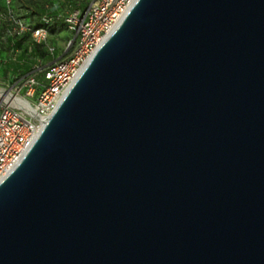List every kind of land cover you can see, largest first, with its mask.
<instances>
[{
    "label": "water",
    "instance_id": "water-1",
    "mask_svg": "<svg viewBox=\"0 0 264 264\" xmlns=\"http://www.w3.org/2000/svg\"><path fill=\"white\" fill-rule=\"evenodd\" d=\"M0 264H264V0H135L0 181Z\"/></svg>",
    "mask_w": 264,
    "mask_h": 264
},
{
    "label": "built area",
    "instance_id": "built-area-1",
    "mask_svg": "<svg viewBox=\"0 0 264 264\" xmlns=\"http://www.w3.org/2000/svg\"><path fill=\"white\" fill-rule=\"evenodd\" d=\"M134 2L91 0L84 15L80 17L74 12L66 19L75 37L65 56L43 67L37 66L29 74L0 87V181L28 151L42 127L41 119L46 121L53 113L81 70ZM7 22V34L17 37L27 34L35 44L41 45L46 43V27L52 23V18L44 15L40 19L41 26L34 27L8 13ZM47 50L54 51L51 47ZM38 75L43 82L38 81Z\"/></svg>",
    "mask_w": 264,
    "mask_h": 264
},
{
    "label": "trees",
    "instance_id": "trees-1",
    "mask_svg": "<svg viewBox=\"0 0 264 264\" xmlns=\"http://www.w3.org/2000/svg\"><path fill=\"white\" fill-rule=\"evenodd\" d=\"M7 0H0V10H2L5 14L3 21L0 23V39H2V36H5V45L0 46V54L5 53H17V57L12 59H0V62L2 63L0 65V69L3 75L4 79L9 78L10 76H13V79H15L16 76H24L26 74H29L32 72L37 66L43 67L45 65H48L59 58H55L52 56V54H49L48 52L44 51L42 45L35 44L31 39L30 36L25 34L20 37L9 35L6 33V31L9 29L8 22H7V16L8 13L12 15L15 19H21L24 20L26 23L38 27L40 25V19L44 15H48L49 12H44L43 9H40V11H34L27 6H23L25 10H29V13L27 16H18L15 13V5L13 3V0H9V3H6ZM72 0H64L62 1L61 9L62 11H65L68 7L69 3ZM23 3V0H21ZM44 12V13H43ZM55 15L57 12L53 10L51 14ZM50 16V15H48ZM51 17V16H50ZM52 24V23H51ZM51 24L46 27V30L48 31L51 27ZM41 59L43 61L42 64L35 65V61ZM40 76V75H39ZM12 79V80H13Z\"/></svg>",
    "mask_w": 264,
    "mask_h": 264
},
{
    "label": "rangeland",
    "instance_id": "rangeland-1",
    "mask_svg": "<svg viewBox=\"0 0 264 264\" xmlns=\"http://www.w3.org/2000/svg\"><path fill=\"white\" fill-rule=\"evenodd\" d=\"M62 1L64 0H23V3L21 0H13V3L15 5V13L18 16H26L31 13L28 12L23 8V6H27L28 9L31 7L34 11H40V9H43L44 12H49L48 15L52 18V24L49 30L47 31V40L46 43L41 44L44 51L48 52V48H53L54 51L52 53L48 52L49 54H52L56 59L61 58L65 56V54L68 52L69 47L73 46L75 32L70 30L68 28V24L66 22V19L73 14L74 12H78V15L81 17L83 13L86 11L89 3L91 0H72L65 11H62L60 8L62 5ZM55 10L57 13L53 15L51 12ZM43 12V13H44ZM4 12L0 10V23L4 19ZM3 38L0 39V46L5 45V36H2ZM70 44V46H68ZM17 53L8 52L5 54H0V59H8L9 57L14 59L17 57ZM43 61L41 59L35 61V65L42 64ZM2 63L0 62V65ZM1 68V67H0ZM20 77L16 76L15 78ZM13 76H10L7 79L3 78L1 69H0V87H4L6 85H9L12 82ZM37 79L39 82H43L42 76H37Z\"/></svg>",
    "mask_w": 264,
    "mask_h": 264
},
{
    "label": "bare ground",
    "instance_id": "bare-ground-1",
    "mask_svg": "<svg viewBox=\"0 0 264 264\" xmlns=\"http://www.w3.org/2000/svg\"><path fill=\"white\" fill-rule=\"evenodd\" d=\"M42 120V126H43V124L45 123L44 121H45V118L44 119H41ZM47 120V119H46Z\"/></svg>",
    "mask_w": 264,
    "mask_h": 264
}]
</instances>
